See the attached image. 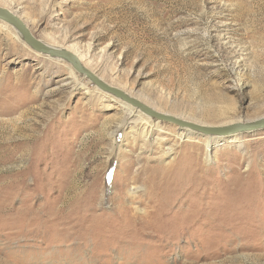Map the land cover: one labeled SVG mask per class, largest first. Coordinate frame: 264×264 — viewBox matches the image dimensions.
Wrapping results in <instances>:
<instances>
[{
	"label": "rangeland",
	"instance_id": "obj_1",
	"mask_svg": "<svg viewBox=\"0 0 264 264\" xmlns=\"http://www.w3.org/2000/svg\"><path fill=\"white\" fill-rule=\"evenodd\" d=\"M0 7L157 112L264 117V0ZM109 96L0 22V264H264V130L145 140Z\"/></svg>",
	"mask_w": 264,
	"mask_h": 264
},
{
	"label": "water",
	"instance_id": "obj_2",
	"mask_svg": "<svg viewBox=\"0 0 264 264\" xmlns=\"http://www.w3.org/2000/svg\"><path fill=\"white\" fill-rule=\"evenodd\" d=\"M0 22L11 28L16 33L19 40L34 53L66 63L76 74L85 78L98 91L138 109L143 114L152 117L159 122L169 123L181 129H188L191 132L205 137H215L219 139L232 137L236 134H251L264 130V117L251 122H235L225 126H203L168 114L157 112L136 98L129 96L122 90L108 85L96 74L86 68L78 56L73 52L44 44L32 34L22 19L10 10L0 7Z\"/></svg>",
	"mask_w": 264,
	"mask_h": 264
},
{
	"label": "bare ground",
	"instance_id": "obj_3",
	"mask_svg": "<svg viewBox=\"0 0 264 264\" xmlns=\"http://www.w3.org/2000/svg\"><path fill=\"white\" fill-rule=\"evenodd\" d=\"M43 42V41H42ZM44 44L50 46L48 43L43 42ZM65 49V48H63ZM67 50V49H66ZM81 61V60H80ZM70 69H72L70 67ZM88 92V91H87ZM126 94H128L127 92H125ZM129 95V94H128ZM130 96V95H129ZM132 97V96H131ZM111 102L113 103H117L119 106H121L122 109L125 110L126 115L128 120H133V118L137 119V123L136 126L138 127V130L140 131V135L146 140L148 137H150L153 133L154 130H158V132H161V126L159 125V121H157L156 119L149 117L145 114H143L142 112H140L138 109L133 108L129 105H126L125 103L121 102L120 100L109 96ZM154 110V109H153ZM156 111V110H155ZM161 113V112H160ZM138 132V131H137ZM185 132L188 133H194L189 131L188 129H185ZM200 135V134H199ZM239 136V134H236L234 136L231 137V140H235V138L237 139ZM208 146V144H207ZM72 210V209H71Z\"/></svg>",
	"mask_w": 264,
	"mask_h": 264
}]
</instances>
